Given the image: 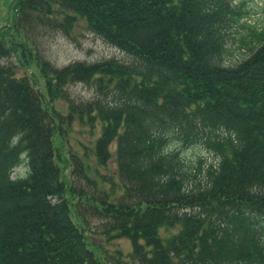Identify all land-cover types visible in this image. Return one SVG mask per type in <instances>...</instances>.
<instances>
[{"label": "trees", "instance_id": "16d2710c", "mask_svg": "<svg viewBox=\"0 0 264 264\" xmlns=\"http://www.w3.org/2000/svg\"><path fill=\"white\" fill-rule=\"evenodd\" d=\"M12 5L0 27V264H264V24L240 25L246 56L226 65V30L244 15L227 0ZM80 22L129 61L44 59L33 31L69 36ZM77 84L92 96L71 97ZM73 125L99 128L92 154L98 166L113 158L116 199L72 193L69 175L90 169L73 156L63 173L60 133ZM172 145L200 146L217 162L200 170ZM74 197L104 237L129 242L127 260L87 245L70 219Z\"/></svg>", "mask_w": 264, "mask_h": 264}, {"label": "rangeland", "instance_id": "374dc122", "mask_svg": "<svg viewBox=\"0 0 264 264\" xmlns=\"http://www.w3.org/2000/svg\"><path fill=\"white\" fill-rule=\"evenodd\" d=\"M227 2L232 8L238 5L244 13L237 23L229 24L224 36L225 48L228 49V53L223 56L224 64L232 65L246 56V50L240 49L238 42L240 34L246 33V29L241 28L240 25L259 27L264 24V0H227ZM12 8V0H0V27L11 23L15 12ZM33 37L43 58L58 68L73 61L91 63L110 58L120 62L129 61V58L122 52L88 32L83 22L78 23L69 36H65L58 29L45 27L33 31ZM9 62L13 63V60H5L4 64ZM68 91L75 99L87 100L92 96V90L81 84L70 86ZM54 108L63 110L64 106L57 101L54 103ZM98 129L97 127L94 136H91L86 128L77 125H73L71 130L62 129L60 133L62 145L58 154L65 161L63 173L66 175L70 173L73 156L78 159L85 158V163L90 168L83 171L86 178L81 177V174L79 176L69 175L68 185L75 196L78 194L89 197L99 195L106 197L107 200H113L122 193L116 176L114 160L111 158L104 166H98L92 154V144L98 134ZM55 144L57 145V142ZM170 148L178 149L184 161L190 162L193 167H199L200 170L210 165L214 166L217 162V156L214 153L200 146L179 149L172 145ZM113 150L114 145L112 144L109 152L113 154ZM25 171L24 167H17L12 171L11 178L21 177ZM73 201L75 205L70 207V219L82 229L87 245L102 259L121 257L120 259L127 260L126 256L130 251L129 242L124 239L112 240L104 237L101 220L86 207V204L76 205L77 197H74ZM174 231L161 229L159 233L161 236H166ZM118 252L121 253L120 256ZM110 262H113V259Z\"/></svg>", "mask_w": 264, "mask_h": 264}]
</instances>
